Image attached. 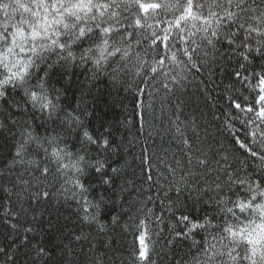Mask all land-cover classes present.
Instances as JSON below:
<instances>
[{"label": "snow or ice", "instance_id": "obj_1", "mask_svg": "<svg viewBox=\"0 0 264 264\" xmlns=\"http://www.w3.org/2000/svg\"><path fill=\"white\" fill-rule=\"evenodd\" d=\"M101 80L142 144L86 124ZM0 264H264V0H0Z\"/></svg>", "mask_w": 264, "mask_h": 264}, {"label": "trees", "instance_id": "obj_2", "mask_svg": "<svg viewBox=\"0 0 264 264\" xmlns=\"http://www.w3.org/2000/svg\"><path fill=\"white\" fill-rule=\"evenodd\" d=\"M84 77L81 75L80 79ZM204 81L201 84V81ZM219 78H216V84H219ZM207 86L208 92L210 95L205 97L204 88ZM99 91H93L92 95L88 97L90 110L93 111L94 115L90 118L91 123L86 120V124L91 127L93 124L98 122V119H102L107 124L113 127L116 138L124 139V142L127 143L129 140H134L138 138L140 143H143V138L138 132L139 123L134 117L135 108L133 105V94L131 91H124L121 89L117 92L114 89H111L107 81L101 80L97 85ZM221 92V88L215 87L212 83L208 82L206 74H199L195 79L190 78V81L187 82L181 92H178V95H182L185 100L190 99V103L187 108L189 114H195L197 118H201V113L207 118V121H212V113L215 109L212 108V104L217 102L218 94ZM78 90L75 86L68 88V97L65 103H71L73 106L75 104L76 96L78 95ZM31 115V113H30ZM126 118H132L133 123L124 126ZM39 118L35 123L39 124ZM210 130L214 131V128L210 127ZM134 151L139 154V146H137ZM131 159V157H129ZM110 212L115 211L119 212V207L110 208ZM67 217V220L65 219ZM45 226L47 225L48 220L53 222L58 221L62 230L69 232L74 228H78L79 222L76 216L73 213L72 208L68 206H59L55 204H50L48 206V211L45 212V215L41 218ZM116 247L125 248L128 243L131 241V237L121 238L116 237Z\"/></svg>", "mask_w": 264, "mask_h": 264}]
</instances>
